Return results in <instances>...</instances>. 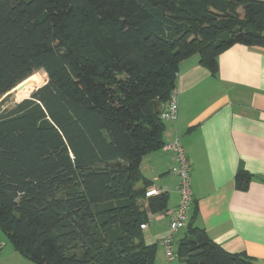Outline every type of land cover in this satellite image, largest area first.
<instances>
[{
    "label": "trees",
    "instance_id": "trees-1",
    "mask_svg": "<svg viewBox=\"0 0 264 264\" xmlns=\"http://www.w3.org/2000/svg\"><path fill=\"white\" fill-rule=\"evenodd\" d=\"M264 47V0H0V231L35 264H155L144 230L168 209L147 196L145 155L165 146L180 62L215 75L234 44ZM44 70L47 82L3 109ZM252 174L240 168L237 188ZM185 264H258L196 226ZM175 258V259H176Z\"/></svg>",
    "mask_w": 264,
    "mask_h": 264
},
{
    "label": "crops",
    "instance_id": "crops-1",
    "mask_svg": "<svg viewBox=\"0 0 264 264\" xmlns=\"http://www.w3.org/2000/svg\"><path fill=\"white\" fill-rule=\"evenodd\" d=\"M218 62L215 75L199 55L180 62L178 118L166 120L165 146L145 155L141 164L153 186L169 193L168 209L150 214L144 230L146 242L159 244L155 264L184 263L168 259L160 241L170 231L179 201L176 154L166 148L176 139L190 160L195 225L226 250L246 252L264 264V47L237 43ZM240 168L252 174L247 190L236 185ZM186 230L174 234L184 232L176 243ZM4 243L0 264H35Z\"/></svg>",
    "mask_w": 264,
    "mask_h": 264
},
{
    "label": "built area",
    "instance_id": "built-area-1",
    "mask_svg": "<svg viewBox=\"0 0 264 264\" xmlns=\"http://www.w3.org/2000/svg\"><path fill=\"white\" fill-rule=\"evenodd\" d=\"M178 93L174 89L171 93V97L168 101L166 108L161 109L160 114L164 120H176L178 117ZM166 148L172 150L176 154L177 162V172L180 177L179 184V201L175 209V215L170 222L169 228L170 232L168 235L163 237L160 241L164 244L166 249V256L168 259H175V243L174 234L180 229L187 228L189 222L191 221L193 213V191L191 187V175H190V160L188 159L185 151L180 146L178 139L167 144ZM159 189L157 187H151L147 191V196L158 194ZM148 225L146 226V228ZM5 243L0 238V251L3 249Z\"/></svg>",
    "mask_w": 264,
    "mask_h": 264
},
{
    "label": "rangeland",
    "instance_id": "rangeland-1",
    "mask_svg": "<svg viewBox=\"0 0 264 264\" xmlns=\"http://www.w3.org/2000/svg\"><path fill=\"white\" fill-rule=\"evenodd\" d=\"M46 82H47V74L45 73L44 70H39V71L35 72L32 76H30L26 80V83H24V84L21 85V89H20V92L21 93H19V96H20L19 99L24 98V97H29L34 90H36L37 88H39L40 86H42ZM17 94H18V91L11 90L9 93H7L6 95H4L1 98V99L4 100V102L2 104V108L3 109H6V108L12 107L16 103V101H18ZM178 106H179V104H178ZM178 113H179V111H178ZM151 187H155V186H151ZM151 187H149V188H151ZM158 191L160 193V190H158ZM146 194H147V192H146ZM182 233H184V232L183 231H180V233L174 237L176 241L179 240V239H177V237L179 235H184ZM0 238L2 240H4L5 242H7V244L9 243L8 240H7V238L5 237V235L3 234V232H1V231H0ZM176 241H175V247H177ZM163 264H166V261L163 262ZM180 264H185V263H180Z\"/></svg>",
    "mask_w": 264,
    "mask_h": 264
},
{
    "label": "water",
    "instance_id": "water-1",
    "mask_svg": "<svg viewBox=\"0 0 264 264\" xmlns=\"http://www.w3.org/2000/svg\"><path fill=\"white\" fill-rule=\"evenodd\" d=\"M25 98H26V97H25ZM23 99H24V98H23ZM21 100H22V99H21ZM21 100L16 101L15 104H18ZM154 107H155V110H156L157 113H159V112L161 111V109H162V105H161L160 100H156V101L154 102Z\"/></svg>",
    "mask_w": 264,
    "mask_h": 264
},
{
    "label": "bare ground",
    "instance_id": "bare-ground-1",
    "mask_svg": "<svg viewBox=\"0 0 264 264\" xmlns=\"http://www.w3.org/2000/svg\"><path fill=\"white\" fill-rule=\"evenodd\" d=\"M20 89H21V84L18 85V86H16V87L13 89V90L18 91V94H17V99H18V100L23 99V98L19 99V97H20V96H19V93H21V92H20ZM24 98H25V97H24ZM169 232H170V231H169ZM168 234H169V233H168ZM168 234H167V235H168ZM162 244H163V243H162ZM163 245H164V244H163ZM164 247H165V246H164ZM165 250H166V249H165Z\"/></svg>",
    "mask_w": 264,
    "mask_h": 264
}]
</instances>
